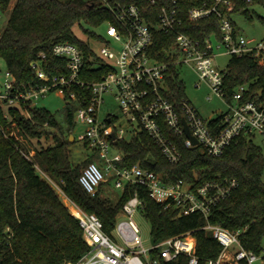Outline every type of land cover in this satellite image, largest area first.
I'll use <instances>...</instances> for the list:
<instances>
[{
  "label": "trees",
  "instance_id": "obj_1",
  "mask_svg": "<svg viewBox=\"0 0 264 264\" xmlns=\"http://www.w3.org/2000/svg\"><path fill=\"white\" fill-rule=\"evenodd\" d=\"M118 1L140 5L149 24L155 26L161 8L171 0H156V5H152L150 0ZM177 1L178 16L182 20L178 31L200 42L207 39L213 42L222 40L221 19L217 14L212 13L199 20L189 18L191 9L204 4L212 7L215 0ZM229 1L231 9L224 4L219 6V11L228 18L232 12H244L248 18H252L250 6L264 8V0ZM0 7L9 13L8 21L0 33V59L4 61L6 71L15 76V88L18 91L48 84L32 67V62L39 60L42 53L46 55L43 67L49 75L69 74L67 60L53 54V47L58 43H71L82 51L83 67L79 76L82 81L97 82L108 74L109 67L97 56L89 41L79 39L74 31L79 26L88 39L99 42L106 40L105 35L83 27L86 24L98 28L107 22L118 25L115 16L102 1L0 0ZM260 20L264 23V18ZM175 46V33L155 29L149 54L163 60L166 51ZM167 84L169 91L165 92V96L170 101L186 97L183 82L178 79L173 66ZM241 86L248 89L247 99H260L258 92L264 90V65H260L252 54L231 56L223 71V89L228 101L232 100ZM71 93L76 94L75 99L70 98ZM91 98V91L85 87L72 85L65 90L66 106L63 113L66 128L54 113L31 102H21L19 108L0 106V264L78 262L89 251L79 221L71 214L56 186L83 211L96 214L109 233L115 228L124 204L138 192L142 200L140 213L151 222L153 242L191 232L197 241L200 264L218 258L222 251V246L213 234L204 229L207 224L221 225L232 233H239L247 250L255 253L261 251L264 245L262 147L242 135L223 155L214 157L201 146L186 147L184 139L177 137L161 122L163 132L180 149L181 161L169 163L153 138L143 131L131 140L112 143L123 154V160L117 164L120 168L138 164L155 172L165 183L183 179L195 186L220 176L236 179L237 189L230 198L218 205L208 219L197 213L179 215L174 207L157 203L145 188L138 185L127 186L121 198L114 203L101 196L102 185L93 196L80 182L83 170L95 162L97 151L93 150V155L79 164L71 160L73 142L70 136L73 135L76 113L89 104ZM221 120L222 116H218L210 123L217 125ZM42 140L46 146L42 145ZM85 143L89 148L88 143ZM246 152L247 156L243 159ZM160 263L188 264V259L180 256L176 261L160 260Z\"/></svg>",
  "mask_w": 264,
  "mask_h": 264
},
{
  "label": "built area",
  "instance_id": "obj_2",
  "mask_svg": "<svg viewBox=\"0 0 264 264\" xmlns=\"http://www.w3.org/2000/svg\"><path fill=\"white\" fill-rule=\"evenodd\" d=\"M100 1L113 13L118 24L105 23L106 40L98 41L101 46L96 54L109 67L108 74L97 82L82 81L79 78L83 67L82 51L71 43H58L53 47V54L67 60L69 74L49 75L43 67L46 55L42 53L39 60L32 62V67L48 84L21 92L15 88V76L6 71V79L0 90V106L10 107L21 102L35 105L38 99L53 91L64 96L65 90L72 85L87 88L92 98L89 104L77 111L78 118L87 124L85 140L89 148L96 150L100 158L105 157L108 170L113 171L115 187L124 191L127 186H141L154 201L166 207H174L179 215L197 213L208 219L218 205L230 198L237 189L236 179L219 176L198 186L183 179L165 183L155 172L138 164L120 168L117 164L123 160V154L112 143L126 139L127 134L132 139L144 131L153 138L167 161L177 164L182 159V153L176 143L163 132L161 122L177 137L183 138L186 147L201 146L214 157L223 155L235 139L242 135L252 138L258 134L264 139V92L260 99H247L248 89L241 86L232 100L228 101L223 89V71L214 65L215 48L220 47H225L231 56L252 54L260 65H264V41L235 32L229 18L219 11V6L223 4L231 9L229 0H215L212 7L204 4L189 11L191 20H199L212 13L220 17L222 40L217 46L209 39L200 42L177 30L182 23L178 16L177 0H171L161 8L155 26L149 24L144 9L138 4L118 0ZM150 3L156 5L157 1L150 0ZM4 14L0 7V28ZM155 29L176 34V46L166 51L163 60L149 54ZM181 63L193 69L201 82L206 83L214 94L227 102L228 111L205 120L187 97L170 101L165 96V92L169 91V71L172 66L176 69ZM106 94L114 96L129 125L128 130L118 124L114 114H108L105 120L100 118ZM70 98L75 99L76 94L71 93ZM218 116H222L221 122L211 125L210 122ZM183 119H186L198 145L194 146L186 136ZM112 134H115V139ZM111 148L118 153L109 158ZM80 182L94 196L106 182V177L94 162L83 170ZM56 189L65 204H70V207L67 206L79 221L89 247V251L78 262L63 264H161L160 260L176 261L180 256L187 257L188 264H200L197 241L191 232L153 242L151 248L144 246L142 231L136 220L142 207L138 192L124 204L115 228L109 233L96 214L83 211L60 188L56 186ZM204 229L209 230L222 246L218 258L208 260L207 264H253L261 255L264 262V245L259 253H255L243 246L239 233H232L221 225L207 224Z\"/></svg>",
  "mask_w": 264,
  "mask_h": 264
},
{
  "label": "rangeland",
  "instance_id": "obj_3",
  "mask_svg": "<svg viewBox=\"0 0 264 264\" xmlns=\"http://www.w3.org/2000/svg\"><path fill=\"white\" fill-rule=\"evenodd\" d=\"M249 10L252 14V18H248V16L244 12H232L230 13L229 20L238 29L239 33L244 35L245 37L258 41L263 40L264 23L260 20V18H264V8L262 6L255 5L250 6ZM8 17L9 13H5L0 28V33L3 31L8 21ZM83 27L86 29L93 30L99 34L105 35L107 25H103L98 28H91L86 24H83ZM74 31L79 39L89 41L94 51L98 52L99 47L101 46L98 41L88 39V36L84 33L82 27L78 26L74 29ZM214 43L215 46H217L218 42ZM230 58L231 55L226 52L225 47L215 48L214 65L219 70H226ZM0 68V83L3 84L6 79V66L4 61L1 59ZM176 71L178 79L183 82V85L185 87L186 97L191 101L193 106L205 120H209L219 115L221 112L228 111L229 107L227 102L216 94H214L206 83L201 82L197 73L193 69H191L185 63H181L176 67ZM36 105L39 107L46 108L50 112L54 113L57 116V119L59 120L61 125L65 128L67 127V122L65 121V116L63 113V109L66 106V100L64 99V96L61 93L51 92L46 97L38 99L36 101ZM14 107L19 108L20 106L16 104L14 105ZM108 114H114L115 116H117L118 119L116 121H118V124L128 130L129 125L124 120L119 106L114 96L111 94L105 95V103L101 107L100 118L105 120ZM86 130L87 124L80 120L78 118V113H76V123L73 127V135H71L73 137L70 136V141L73 142L70 148L71 160L74 164L81 163L89 156H92L94 153L92 149L86 147ZM130 139L131 136L127 134L126 140ZM251 140L256 145L262 147L264 154V139L262 138V136L258 134L254 135ZM41 143L43 146H46V142L44 140H42ZM117 153L118 151H116L114 148H111L108 156L109 158H112ZM95 162L106 177V182L102 184L101 196L109 198L110 200H112V202L116 203L121 198L123 189L115 187L114 178L112 177L113 171L108 170L105 157L100 158V156L97 154ZM67 205L70 207V204ZM136 220L142 231L144 246L146 248H151L153 244V238L151 234V222L146 219L141 213L136 216ZM253 264H264L262 260V255L259 259L254 261Z\"/></svg>",
  "mask_w": 264,
  "mask_h": 264
},
{
  "label": "water",
  "instance_id": "obj_4",
  "mask_svg": "<svg viewBox=\"0 0 264 264\" xmlns=\"http://www.w3.org/2000/svg\"><path fill=\"white\" fill-rule=\"evenodd\" d=\"M263 92H264L263 89L259 90L258 95L261 97L263 95ZM183 125H184L186 136L191 140V142L194 146L198 145V140L194 136H192L186 119H183ZM52 132H54V130H52ZM71 137H73V136H71ZM115 137H116L115 134H112V138L115 139ZM70 140H71V138H70ZM246 156H247V152L244 154L243 159H245Z\"/></svg>",
  "mask_w": 264,
  "mask_h": 264
}]
</instances>
